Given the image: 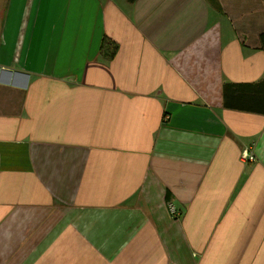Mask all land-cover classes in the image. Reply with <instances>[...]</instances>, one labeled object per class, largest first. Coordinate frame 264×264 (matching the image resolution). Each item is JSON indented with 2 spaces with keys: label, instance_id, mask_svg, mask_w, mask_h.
Here are the masks:
<instances>
[{
  "label": "crops",
  "instance_id": "crops-1",
  "mask_svg": "<svg viewBox=\"0 0 264 264\" xmlns=\"http://www.w3.org/2000/svg\"><path fill=\"white\" fill-rule=\"evenodd\" d=\"M213 3L11 0L0 264H264V115L223 106L264 78V0Z\"/></svg>",
  "mask_w": 264,
  "mask_h": 264
},
{
  "label": "trees",
  "instance_id": "trees-1",
  "mask_svg": "<svg viewBox=\"0 0 264 264\" xmlns=\"http://www.w3.org/2000/svg\"><path fill=\"white\" fill-rule=\"evenodd\" d=\"M134 4L136 0H126ZM211 6L217 7L213 0H206ZM264 42V34L262 35ZM264 43L262 44V48ZM118 45L111 37L105 36L102 41L101 55L110 61L117 53ZM223 106L226 109L264 115V78L252 84L226 83L223 86ZM169 201V195L166 196Z\"/></svg>",
  "mask_w": 264,
  "mask_h": 264
},
{
  "label": "rangeland",
  "instance_id": "rangeland-1",
  "mask_svg": "<svg viewBox=\"0 0 264 264\" xmlns=\"http://www.w3.org/2000/svg\"><path fill=\"white\" fill-rule=\"evenodd\" d=\"M118 3H120V2L118 1ZM10 4H11V0H0V15H1L0 16V22H3V19L1 18L3 11H7L9 9V7H10ZM1 24L2 23H0V25ZM1 36H2V31L0 29V37ZM117 45H118V50H119V44L117 43ZM101 46H102V44H101ZM118 50H117V52H118ZM100 53H101V49H100ZM255 146H256V143L253 142V143L249 144L247 147L244 148L241 158L244 160L245 163H252V161H249L246 158H244V152H245V150H250L251 152H253V154H255V152H254Z\"/></svg>",
  "mask_w": 264,
  "mask_h": 264
},
{
  "label": "built area",
  "instance_id": "built-area-1",
  "mask_svg": "<svg viewBox=\"0 0 264 264\" xmlns=\"http://www.w3.org/2000/svg\"><path fill=\"white\" fill-rule=\"evenodd\" d=\"M244 158H246L249 161H255V156L250 150H245L244 152Z\"/></svg>",
  "mask_w": 264,
  "mask_h": 264
},
{
  "label": "bare ground",
  "instance_id": "bare-ground-1",
  "mask_svg": "<svg viewBox=\"0 0 264 264\" xmlns=\"http://www.w3.org/2000/svg\"><path fill=\"white\" fill-rule=\"evenodd\" d=\"M253 153V152H252ZM254 156H255V154H254ZM255 161H256V156H255ZM255 161H253V162H255ZM168 203H169V201H167ZM170 205V207H171V209L175 212V208H174V206H172L171 204H169Z\"/></svg>",
  "mask_w": 264,
  "mask_h": 264
}]
</instances>
